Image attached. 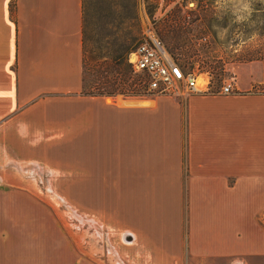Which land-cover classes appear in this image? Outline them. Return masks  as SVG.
<instances>
[{"label": "crops", "instance_id": "crops-1", "mask_svg": "<svg viewBox=\"0 0 264 264\" xmlns=\"http://www.w3.org/2000/svg\"><path fill=\"white\" fill-rule=\"evenodd\" d=\"M84 10V0H0L4 147L20 141L54 166L76 146L94 203L107 188V202L125 205L116 236L131 264H264V91L86 94ZM76 216L68 227L0 177V264H116L101 258L116 225Z\"/></svg>", "mask_w": 264, "mask_h": 264}, {"label": "rangeland", "instance_id": "rangeland-1", "mask_svg": "<svg viewBox=\"0 0 264 264\" xmlns=\"http://www.w3.org/2000/svg\"><path fill=\"white\" fill-rule=\"evenodd\" d=\"M251 3L250 19L236 24L230 0H84L86 90L97 75L116 76L121 69L138 79L144 97L151 96L142 77L128 66V59L143 35L152 30L179 58L185 70H195L199 84L208 83L207 92H222L228 81L233 83L234 92L247 85H251V91H264V0ZM177 12L180 22L174 17ZM115 96L126 97L120 93ZM4 146L0 139V177L47 202L70 222L68 227H77V211L92 216L96 213L110 227L124 223L119 217L124 216L125 205L107 202L109 189L99 188V202L94 203L93 182L84 180L89 172H79L78 158L71 154L76 146L72 150L64 148L62 155L54 156L57 160L52 162L54 166L36 154H29L32 150L21 147L20 141H9L7 148ZM115 228V235L101 237V258L131 264L124 251L128 244L121 234L116 236L122 232L118 225ZM84 232L81 242L91 249L95 241L92 232L88 229Z\"/></svg>", "mask_w": 264, "mask_h": 264}, {"label": "built area", "instance_id": "built-area-1", "mask_svg": "<svg viewBox=\"0 0 264 264\" xmlns=\"http://www.w3.org/2000/svg\"><path fill=\"white\" fill-rule=\"evenodd\" d=\"M128 60L134 73L142 77L151 96L178 97L208 90V83L199 84L195 70H185L179 58L152 30L143 35ZM232 92L233 83L228 81L222 87V93ZM150 102L149 98L145 99V103Z\"/></svg>", "mask_w": 264, "mask_h": 264}, {"label": "trees", "instance_id": "trees-1", "mask_svg": "<svg viewBox=\"0 0 264 264\" xmlns=\"http://www.w3.org/2000/svg\"><path fill=\"white\" fill-rule=\"evenodd\" d=\"M174 17L177 18V22L181 21L180 15L177 12V15L174 14ZM174 19V18H173ZM177 25V29L178 26ZM84 62V60H83ZM128 66L131 67L130 63ZM133 71V69H132ZM143 81V79H142ZM141 81V83H142ZM91 88L86 90L85 78L83 73V87L84 92L89 95H106V96H115L117 94H124L126 96H143V91L141 90L138 79L133 78L131 74L124 72L123 70H117L116 76H110L107 74H99L92 81ZM145 85V84H144ZM146 86V85H145Z\"/></svg>", "mask_w": 264, "mask_h": 264}, {"label": "clouds", "instance_id": "clouds-1", "mask_svg": "<svg viewBox=\"0 0 264 264\" xmlns=\"http://www.w3.org/2000/svg\"><path fill=\"white\" fill-rule=\"evenodd\" d=\"M230 3L232 5V16L234 17L233 23L241 24L250 19L253 11L251 0H230Z\"/></svg>", "mask_w": 264, "mask_h": 264}, {"label": "bare ground", "instance_id": "bare-ground-1", "mask_svg": "<svg viewBox=\"0 0 264 264\" xmlns=\"http://www.w3.org/2000/svg\"><path fill=\"white\" fill-rule=\"evenodd\" d=\"M199 79V78H198Z\"/></svg>", "mask_w": 264, "mask_h": 264}]
</instances>
